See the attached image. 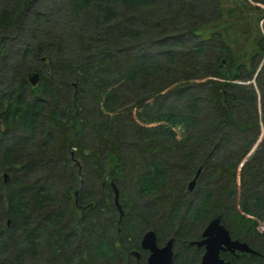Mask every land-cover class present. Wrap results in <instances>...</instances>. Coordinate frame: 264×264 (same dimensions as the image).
Returning a JSON list of instances; mask_svg holds the SVG:
<instances>
[{
  "label": "trees",
  "instance_id": "1",
  "mask_svg": "<svg viewBox=\"0 0 264 264\" xmlns=\"http://www.w3.org/2000/svg\"><path fill=\"white\" fill-rule=\"evenodd\" d=\"M244 1L252 21L223 0H0V264H147L148 229L199 264L218 215L254 250L220 256L264 264V0Z\"/></svg>",
  "mask_w": 264,
  "mask_h": 264
},
{
  "label": "water",
  "instance_id": "2",
  "mask_svg": "<svg viewBox=\"0 0 264 264\" xmlns=\"http://www.w3.org/2000/svg\"><path fill=\"white\" fill-rule=\"evenodd\" d=\"M45 57L43 58V61ZM28 80L32 86L36 85L39 80L38 73H32L28 76ZM201 167H199L193 177L187 182L186 190L191 193L197 183L200 175ZM6 177V174H4ZM114 193V204L119 213L118 219L122 218L124 211L119 202V192L113 182L110 183ZM191 245L197 247L203 246L204 251L200 259V264H232L224 260L220 256V252H243L253 254L254 250L249 245L238 239L231 238L229 230L221 222V217L218 215L208 221L201 233V239L193 240ZM140 249L147 252V264H172L174 258L173 238H169L164 244H158L157 235L154 230H146L139 241ZM136 258H139L140 251L133 250L131 252Z\"/></svg>",
  "mask_w": 264,
  "mask_h": 264
},
{
  "label": "rangeland",
  "instance_id": "3",
  "mask_svg": "<svg viewBox=\"0 0 264 264\" xmlns=\"http://www.w3.org/2000/svg\"><path fill=\"white\" fill-rule=\"evenodd\" d=\"M225 6H230L231 9H235L236 8V15H239L240 13L243 15L249 20V21H252L254 20L253 19V14L252 13H249L248 10L249 8L251 7V4L255 5L254 3H252L251 1L248 2L247 4H244L245 1L244 0H223ZM260 8H263L262 6H260V4H258ZM240 14V15H241ZM261 16V13L258 14L257 17ZM239 18V16H238ZM227 20V19H226ZM229 22L227 21L226 23L222 24V26L228 24ZM17 36H21L20 33L17 34ZM248 43V44H252V40H249V41H245V44ZM46 60V58H45ZM44 60V61H45ZM264 60V55H263V58L260 60V63L257 65V70L261 67V64ZM48 66V62L46 61L45 62V66L46 67ZM264 79V78H263ZM250 82H252L254 84V87L255 85L257 84V80L254 78L252 79ZM254 147H257V145H255Z\"/></svg>",
  "mask_w": 264,
  "mask_h": 264
},
{
  "label": "flooded vegetation",
  "instance_id": "4",
  "mask_svg": "<svg viewBox=\"0 0 264 264\" xmlns=\"http://www.w3.org/2000/svg\"><path fill=\"white\" fill-rule=\"evenodd\" d=\"M118 212V211H117ZM208 223V222H207ZM201 233H202V231H201ZM199 239H201V234L199 235V238H197V239H195V240H199ZM193 241V240H192ZM191 242V241H190ZM189 242V243H190ZM164 244V243H163ZM160 245V244H159ZM191 245V244H190ZM139 248H140V246H139ZM200 248H202V254H203V251H204V247L203 246H200ZM134 250H137V249H134ZM140 251V250H139ZM202 254H201V256H202ZM134 256V255H133ZM140 256V255H139ZM135 257V256H134ZM136 258V257H135ZM136 259H138V258H136ZM201 259V258H200ZM200 264V263H199Z\"/></svg>",
  "mask_w": 264,
  "mask_h": 264
}]
</instances>
